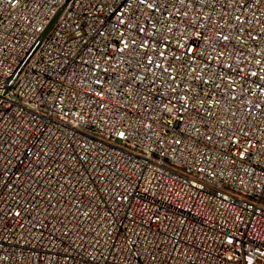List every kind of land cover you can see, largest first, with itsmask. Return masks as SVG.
I'll return each mask as SVG.
<instances>
[{
  "label": "built area",
  "instance_id": "2783aa9c",
  "mask_svg": "<svg viewBox=\"0 0 264 264\" xmlns=\"http://www.w3.org/2000/svg\"><path fill=\"white\" fill-rule=\"evenodd\" d=\"M0 264H264V0H0Z\"/></svg>",
  "mask_w": 264,
  "mask_h": 264
},
{
  "label": "snow or ice",
  "instance_id": "6c2138e0",
  "mask_svg": "<svg viewBox=\"0 0 264 264\" xmlns=\"http://www.w3.org/2000/svg\"><path fill=\"white\" fill-rule=\"evenodd\" d=\"M150 7H151V6H150ZM223 39H224V40H227L228 37H227V36H224ZM189 51H191V49H189ZM257 62L259 63V61H257ZM252 75H256V74H255V73H252Z\"/></svg>",
  "mask_w": 264,
  "mask_h": 264
}]
</instances>
